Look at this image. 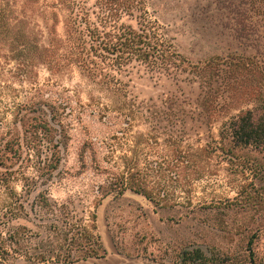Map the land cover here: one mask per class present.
Returning <instances> with one entry per match:
<instances>
[{"label":"rangeland","instance_id":"rangeland-1","mask_svg":"<svg viewBox=\"0 0 264 264\" xmlns=\"http://www.w3.org/2000/svg\"><path fill=\"white\" fill-rule=\"evenodd\" d=\"M17 1L41 44L64 38L58 0ZM147 10L186 63L170 77L131 70L120 91L94 86L76 68L57 75L30 67L0 47V128L11 125L19 104H69L53 180H38L29 195L24 181L12 183L23 219L3 216L14 200L0 191V264H37L28 258L56 241L52 228L64 222L42 195L51 205L71 200L90 225L96 218L107 256L77 264H170L187 250L217 264H264V145L237 147L231 132L239 116L264 113V0H150ZM172 132L196 151L185 172L165 142ZM126 159L138 181L154 171L149 186L156 192L162 184L164 199L97 194L105 170L123 172ZM18 230L24 241L16 245L8 232Z\"/></svg>","mask_w":264,"mask_h":264},{"label":"trees","instance_id":"trees-1","mask_svg":"<svg viewBox=\"0 0 264 264\" xmlns=\"http://www.w3.org/2000/svg\"><path fill=\"white\" fill-rule=\"evenodd\" d=\"M25 1L26 5H23L27 7V3L36 0ZM149 2L58 0L55 4L57 12L66 15L65 36L63 39H52L50 45H43L36 38L27 14L18 10V1L0 0V47H7L28 66L42 64L53 74L59 75L76 68L81 77L108 92H112L113 88L120 91L123 85L121 78L135 69L175 76L181 70L180 64L186 61L176 52L165 28L153 20L147 10ZM258 107L264 112V104ZM68 109L69 104L63 102L19 104L13 112L11 125L0 128V191H7L10 199L14 200V206L11 205L7 214H3L10 216L9 222L23 219L19 218V212L25 211L24 200L21 195L18 196L12 183L24 181V194L29 195L38 180L47 185L59 170L61 149L66 147L68 140L63 124V116ZM254 116V111L250 110L234 121L231 132L237 147L264 145V113L258 120ZM167 137V147L176 157V164L182 166L179 170L185 172L197 156L196 151L183 148L182 137L173 132ZM127 161L123 162L121 173L105 170L107 178L98 186L97 194L107 198L122 196L130 190L153 204L164 199L162 184L156 192L149 186V178L154 171L150 169L138 181ZM29 171L33 172V177L27 176ZM42 198L43 205L50 207L53 216L60 217L64 223L63 228H52L56 241L46 245L36 258H28L30 261L38 260L37 264H77L106 258L107 250L97 234L95 217L90 225L75 214L71 200L66 204L51 205L48 198L43 195ZM19 230L12 234L8 232V240L16 245L24 241ZM170 264L217 263L200 250H187Z\"/></svg>","mask_w":264,"mask_h":264}]
</instances>
